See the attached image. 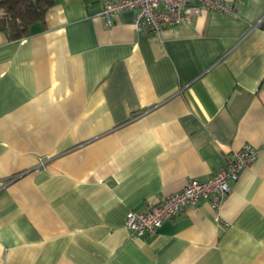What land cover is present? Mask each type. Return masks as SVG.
<instances>
[{"label": "crops", "instance_id": "0c3cea01", "mask_svg": "<svg viewBox=\"0 0 264 264\" xmlns=\"http://www.w3.org/2000/svg\"><path fill=\"white\" fill-rule=\"evenodd\" d=\"M157 33L104 0L0 29V264H264V0ZM256 148L217 207L154 234L127 212Z\"/></svg>", "mask_w": 264, "mask_h": 264}, {"label": "built area", "instance_id": "2783aa9c", "mask_svg": "<svg viewBox=\"0 0 264 264\" xmlns=\"http://www.w3.org/2000/svg\"><path fill=\"white\" fill-rule=\"evenodd\" d=\"M134 9V25L157 33L166 26L180 24L191 19L199 9H215L232 12V6L221 0H104L101 17L111 23L123 10ZM256 157V148L244 144L233 150L227 162L206 178L191 177L180 189L146 202L143 209L127 212L125 226L131 236L154 234L165 219L176 216L185 206L207 200L217 208L228 196L231 183L237 180L240 170Z\"/></svg>", "mask_w": 264, "mask_h": 264}, {"label": "trees", "instance_id": "16d2710c", "mask_svg": "<svg viewBox=\"0 0 264 264\" xmlns=\"http://www.w3.org/2000/svg\"><path fill=\"white\" fill-rule=\"evenodd\" d=\"M54 0H0V29L11 38L26 34L28 25L42 19Z\"/></svg>", "mask_w": 264, "mask_h": 264}]
</instances>
